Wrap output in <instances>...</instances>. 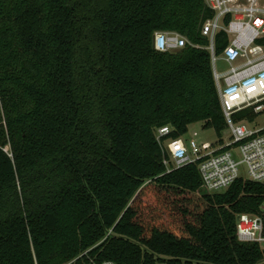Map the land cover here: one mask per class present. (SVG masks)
<instances>
[{
	"label": "trees",
	"instance_id": "obj_1",
	"mask_svg": "<svg viewBox=\"0 0 264 264\" xmlns=\"http://www.w3.org/2000/svg\"><path fill=\"white\" fill-rule=\"evenodd\" d=\"M211 16L204 0H0V264H264L235 231L264 183L209 194L196 164L167 172L154 134L222 142ZM157 32L188 44L158 52Z\"/></svg>",
	"mask_w": 264,
	"mask_h": 264
},
{
	"label": "built area",
	"instance_id": "obj_2",
	"mask_svg": "<svg viewBox=\"0 0 264 264\" xmlns=\"http://www.w3.org/2000/svg\"><path fill=\"white\" fill-rule=\"evenodd\" d=\"M204 2L212 16L204 22L201 33L209 40L205 49L210 52L229 141L214 150L209 143L197 146L190 140L188 148L182 138L164 140L171 131L168 126L156 129L154 134L169 156V160L164 161L167 172L196 164L203 189L216 194L225 192L236 180L243 178L240 168L246 172L245 180L264 183V128L256 129L247 120L234 119L236 114L248 109L264 112V0ZM219 33L225 34L227 45L217 55L215 38ZM187 44V40L176 33L157 32L153 38L154 49L162 53L175 52ZM218 62L225 63L227 70L218 72L215 67ZM235 231L240 243H254L264 250V203L257 214L237 215ZM100 264L116 263L104 261Z\"/></svg>",
	"mask_w": 264,
	"mask_h": 264
},
{
	"label": "rangeland",
	"instance_id": "obj_3",
	"mask_svg": "<svg viewBox=\"0 0 264 264\" xmlns=\"http://www.w3.org/2000/svg\"><path fill=\"white\" fill-rule=\"evenodd\" d=\"M216 70L218 72H223L227 70V65L223 62H218L216 64ZM253 125L256 126V129H262L264 128V113H260L259 116L255 119L253 122ZM196 134V136H194ZM186 146L189 148V142L190 140L195 141L197 146H200L203 143H209L213 147L217 146V144L220 142L219 138L215 134V132L212 129H203L202 125L200 124H193L189 126L187 134L182 138ZM221 140L227 143L229 141L228 132L224 131L221 136ZM233 158L236 159L235 152H233ZM171 167H174V164L172 163ZM240 175L243 178H246V172L242 168H240Z\"/></svg>",
	"mask_w": 264,
	"mask_h": 264
},
{
	"label": "crops",
	"instance_id": "obj_4",
	"mask_svg": "<svg viewBox=\"0 0 264 264\" xmlns=\"http://www.w3.org/2000/svg\"><path fill=\"white\" fill-rule=\"evenodd\" d=\"M223 143H224V141H222L221 143L219 142V143L217 144V146L214 147V150L219 149L220 145H222Z\"/></svg>",
	"mask_w": 264,
	"mask_h": 264
}]
</instances>
